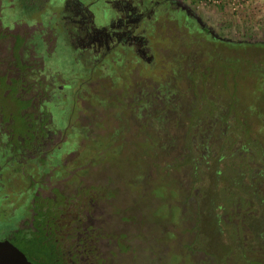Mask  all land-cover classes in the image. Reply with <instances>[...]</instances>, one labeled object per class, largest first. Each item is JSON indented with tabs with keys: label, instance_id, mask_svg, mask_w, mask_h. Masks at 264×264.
Listing matches in <instances>:
<instances>
[{
	"label": "rangeland",
	"instance_id": "374dc122",
	"mask_svg": "<svg viewBox=\"0 0 264 264\" xmlns=\"http://www.w3.org/2000/svg\"><path fill=\"white\" fill-rule=\"evenodd\" d=\"M188 1L221 41L191 22L167 23L147 33L153 63L132 72V61L109 83L97 68L77 66L71 49L57 45L46 55L58 70L48 82L63 80L64 94L38 113L66 136L57 153L73 156L59 166L49 151L38 169L13 182L7 168L24 163L5 160L10 152L0 147V234L15 224L30 192L45 187L44 168L49 185L61 173L68 190L108 184L96 200L109 203L113 219L126 220L120 227L129 230L130 249L121 264H264V0ZM44 4L2 0L3 25L51 14L55 7ZM55 20L44 25L55 28ZM4 87L0 115L10 111L21 124ZM57 198L51 208L62 205Z\"/></svg>",
	"mask_w": 264,
	"mask_h": 264
},
{
	"label": "flooded vegetation",
	"instance_id": "af4514ba",
	"mask_svg": "<svg viewBox=\"0 0 264 264\" xmlns=\"http://www.w3.org/2000/svg\"><path fill=\"white\" fill-rule=\"evenodd\" d=\"M42 2L45 4L41 9L46 4L55 7L51 14L49 11L43 12L38 18L21 21L19 24L14 22L8 26L2 22L0 0V83L5 84L2 95L4 98L9 95V98L14 97L19 106V116H23L19 124L18 118H9L10 111L6 119L0 115V147L7 146V151L10 152L5 160L16 157L19 165L24 163V166H18L13 172L11 167L7 168L11 171L7 176L13 182L26 169H33L35 166L38 169L49 151L58 155L50 154L58 160L59 166L66 157L73 156L69 151L57 153L56 149L66 136H63L62 130L50 128V117L43 119L38 113L45 101L51 98L55 101L64 94L63 80L57 84L48 82L58 70L46 65L45 57L50 52L54 53L57 45L59 48L72 50L77 66L85 68L87 73L97 68L101 76L99 80L105 79L109 83L113 74L124 76L126 66L132 61V72L136 71V66L153 63L155 47L151 46L147 33H152L162 25L167 28V23L176 27L179 23L186 25L191 22L193 27L196 24L195 30L198 32L209 34L219 41L222 39L212 33L188 0ZM40 16L43 17L42 20ZM52 16L57 17L54 21L55 28L44 25ZM37 30L40 32L37 33L36 41L28 42ZM117 66L123 67L119 71ZM90 79L89 77L86 82ZM89 85L94 87L93 83ZM107 89L110 91V88H106L103 92ZM91 92L93 93L92 90ZM125 103L130 104L129 101ZM84 121L90 123L89 119L84 118ZM80 123L83 125L82 121ZM77 149L74 147L71 151ZM27 163L29 166H26ZM44 170L39 169V172L45 187L37 186L30 192L25 210H22L11 228L0 234V242H8L23 249L28 253H25L27 257L33 256L35 248V258L38 257L41 264L126 262L129 253L123 251L130 249V235L129 230L120 227L121 222L126 220L113 219L105 210V204L109 203L96 200L105 196L104 189L111 190L108 189V184L84 191L76 186L74 191L68 190L69 184L63 183L65 175L58 174L49 185L46 178L50 174L46 175L47 171ZM58 195L62 196V205L51 208V203L59 201ZM120 242L124 246L123 250L119 247Z\"/></svg>",
	"mask_w": 264,
	"mask_h": 264
},
{
	"label": "water",
	"instance_id": "95a60500",
	"mask_svg": "<svg viewBox=\"0 0 264 264\" xmlns=\"http://www.w3.org/2000/svg\"><path fill=\"white\" fill-rule=\"evenodd\" d=\"M197 19L200 21L199 17ZM25 253L28 254L11 243L0 242V264H41L38 257L35 258V248L32 257Z\"/></svg>",
	"mask_w": 264,
	"mask_h": 264
},
{
	"label": "trees",
	"instance_id": "16d2710c",
	"mask_svg": "<svg viewBox=\"0 0 264 264\" xmlns=\"http://www.w3.org/2000/svg\"><path fill=\"white\" fill-rule=\"evenodd\" d=\"M225 40H227L226 38H224ZM229 41V40H228Z\"/></svg>",
	"mask_w": 264,
	"mask_h": 264
}]
</instances>
